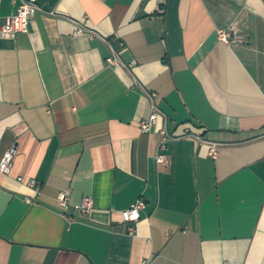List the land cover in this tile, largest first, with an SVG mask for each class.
<instances>
[{
	"label": "crops",
	"instance_id": "obj_1",
	"mask_svg": "<svg viewBox=\"0 0 264 264\" xmlns=\"http://www.w3.org/2000/svg\"><path fill=\"white\" fill-rule=\"evenodd\" d=\"M13 1H0V163L16 151L0 264H264V0H38L29 31L4 36ZM234 27L242 44L221 42ZM140 199L131 226L122 212Z\"/></svg>",
	"mask_w": 264,
	"mask_h": 264
},
{
	"label": "built area",
	"instance_id": "obj_2",
	"mask_svg": "<svg viewBox=\"0 0 264 264\" xmlns=\"http://www.w3.org/2000/svg\"><path fill=\"white\" fill-rule=\"evenodd\" d=\"M13 2L17 6V13L14 16L9 17L5 20L4 25L2 27V34L4 36H15L20 33H27L29 31V26L31 22L35 19L36 14L40 10L38 5V0H14ZM83 34H84L83 29H78L76 32V35H83ZM218 36H219V40L227 45L242 44L243 42L242 38L237 35L236 27L230 30L220 31ZM91 38H93L92 34H91ZM117 59L118 56L114 54V56L109 58L107 62L110 65H114L117 62ZM159 115H160V111L154 108V111L151 114V116L140 123V129L142 133L150 134L153 131V129L156 127L158 123ZM161 136L163 138L160 145L161 153L156 156V164L160 168L167 169L169 168V159L166 152L168 151L169 143L175 138L172 135H170L166 129H163L161 131ZM15 153H16L15 149L9 150L4 155L0 163V172L5 176H9L12 173L14 167ZM210 156L216 159L218 157L217 149L213 148L210 152ZM18 181L23 183L24 179L19 178ZM27 184L30 188L40 191V186L35 180H32ZM58 200L62 208L64 209L69 208V199L65 193H61ZM28 201L31 202V200ZM145 207L146 205L144 200L140 199L135 204H133L129 209L122 212L123 221L131 226L138 223L141 220V213L145 209ZM93 208H94V201L91 198H85L80 205L74 206V210L76 212H79L83 216H88L93 210ZM130 230L133 231L134 228L131 227Z\"/></svg>",
	"mask_w": 264,
	"mask_h": 264
}]
</instances>
